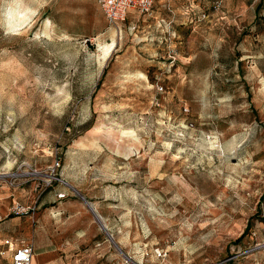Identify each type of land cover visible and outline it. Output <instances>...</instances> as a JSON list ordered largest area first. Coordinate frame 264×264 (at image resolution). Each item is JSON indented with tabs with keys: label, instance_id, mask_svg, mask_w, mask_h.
<instances>
[{
	"label": "rangeland",
	"instance_id": "obj_1",
	"mask_svg": "<svg viewBox=\"0 0 264 264\" xmlns=\"http://www.w3.org/2000/svg\"><path fill=\"white\" fill-rule=\"evenodd\" d=\"M24 1L0 0V144L31 194L1 205L0 263L38 236L44 263L264 264V0H155L115 24L73 0V40Z\"/></svg>",
	"mask_w": 264,
	"mask_h": 264
},
{
	"label": "crops",
	"instance_id": "obj_2",
	"mask_svg": "<svg viewBox=\"0 0 264 264\" xmlns=\"http://www.w3.org/2000/svg\"><path fill=\"white\" fill-rule=\"evenodd\" d=\"M97 5L98 1L96 0ZM100 8V6H99ZM32 10V12H30ZM101 10V9H100ZM23 14H26L27 23L29 24L31 20L36 18L37 25H52L55 27L56 31L61 32L64 31L65 34L69 35L66 37L67 40H73V0H38L37 6L31 8L29 4L25 1L22 4ZM102 12V11H101ZM132 12V11H131ZM60 27H64L63 29ZM65 38V37H64ZM39 40V39H38ZM61 40V38H59ZM0 185H1V195L0 198V211L2 210V204L9 202L15 199H21L22 201H27L29 195L31 194L30 188H24L21 182L13 181L14 178L10 174V170L13 168L20 166V162L27 161V158H18L16 154H19L20 149H11L10 147H6L0 144ZM52 156V155H51ZM45 156L39 159H35L37 161H51L53 162L55 159L53 157ZM50 162V163H51ZM62 189V188H61ZM63 190V189H62ZM59 188H53L51 193L42 196L39 199V205H43L47 207V205H51L52 203H56L57 194L60 192ZM76 206H73L75 209ZM93 211V209H92ZM94 212V211H93ZM105 227V226H104ZM36 232V231H35ZM38 233V232H36ZM34 240L37 245L34 247ZM33 246V255L31 264H63L62 256H58L57 258L51 260L53 263H44L43 255L44 252L48 249L44 248V245L39 241L38 236L33 238L30 241Z\"/></svg>",
	"mask_w": 264,
	"mask_h": 264
},
{
	"label": "built area",
	"instance_id": "obj_3",
	"mask_svg": "<svg viewBox=\"0 0 264 264\" xmlns=\"http://www.w3.org/2000/svg\"><path fill=\"white\" fill-rule=\"evenodd\" d=\"M100 9L104 15L105 20L109 24H115L119 21H124L127 14L131 11L138 13H148L155 0H97ZM162 86L160 89L162 90ZM187 111V108L184 107ZM59 166V161L55 159L52 167ZM1 194V185H0ZM29 207L24 208L18 204L12 207L14 212H26ZM6 244H9L8 251L10 252V261L8 264H31L33 255V246L30 241H21L19 244L13 245L7 240H4ZM3 254V252H0ZM3 264V263H0Z\"/></svg>",
	"mask_w": 264,
	"mask_h": 264
},
{
	"label": "bare ground",
	"instance_id": "obj_4",
	"mask_svg": "<svg viewBox=\"0 0 264 264\" xmlns=\"http://www.w3.org/2000/svg\"><path fill=\"white\" fill-rule=\"evenodd\" d=\"M113 46H114L113 42L110 44L103 45L102 52H101V57L103 59H105L111 53Z\"/></svg>",
	"mask_w": 264,
	"mask_h": 264
}]
</instances>
